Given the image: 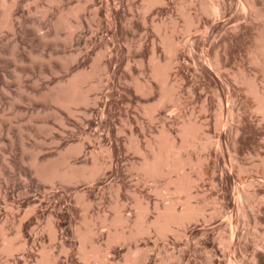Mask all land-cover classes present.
<instances>
[{
    "label": "rangeland",
    "instance_id": "374dc122",
    "mask_svg": "<svg viewBox=\"0 0 264 264\" xmlns=\"http://www.w3.org/2000/svg\"><path fill=\"white\" fill-rule=\"evenodd\" d=\"M51 1L7 0L11 26H3L0 0V264H125L129 249L135 264H264V115L243 79L264 92V66L252 61L264 45V0ZM73 8L70 22L83 26L58 27ZM165 35L177 45L172 55ZM100 52L89 103L70 113L45 97L60 80L93 71ZM153 58L174 59L166 86ZM217 58L220 70L208 68ZM169 86L171 99L152 108ZM184 120L200 128L182 154L193 161L185 167L195 180L190 201L203 216L166 235L110 240L128 229L110 225L119 214L135 220L150 206L153 218L155 203L183 208L187 193L167 175L147 179L136 148L149 152L162 131L180 143ZM88 136L69 160L101 165L94 179L39 176L35 157L55 158ZM249 189L232 237L226 213H236L235 199ZM85 226L90 239L82 241ZM84 246L102 254L87 261Z\"/></svg>",
    "mask_w": 264,
    "mask_h": 264
},
{
    "label": "bare ground",
    "instance_id": "6f19581e",
    "mask_svg": "<svg viewBox=\"0 0 264 264\" xmlns=\"http://www.w3.org/2000/svg\"><path fill=\"white\" fill-rule=\"evenodd\" d=\"M6 1L7 0H2L1 2L2 6L4 7V19L2 23H3V26H11L10 16L12 14L11 11L13 10H11L12 8L11 6L7 5L8 2L6 4ZM13 1H16V0H13ZM106 1L108 2V0ZM164 1L165 0H145L146 7L147 6L150 7L158 3L163 4ZM51 2H53V0ZM78 9L73 8L72 10L68 12H64L63 10L58 20L57 26L67 27L69 29H72L74 27L75 28L82 27L83 26L82 22L79 21V23H76V25H74L69 20L70 19L69 16L71 14L77 15V12H79ZM242 9L243 11H246V5L244 2H242ZM116 10H118V8H116ZM211 12L217 16L219 12L218 7H213ZM110 13H111L110 10H108V14ZM163 43L169 54L172 55L176 52L175 46L177 45L171 39L169 35H165L163 39ZM258 49L259 50H257V52L255 51L256 53L252 57V61L258 64H262L264 66V45L259 46ZM101 54L102 52H100L98 56L94 59L95 64H94L93 71L87 72L85 70L84 71L80 70L72 74L69 78L60 80L58 82V85L50 89V92L47 93L45 97L55 101L60 106L66 108L70 113H75L74 112L75 105L77 106L78 104L89 103L90 102L89 92L95 87L91 82H89V79L91 78L92 75L95 74V66H97L98 61L100 57L102 56ZM154 59L155 58L152 59L155 63L154 70H153L154 76L157 78H161L162 83H163L162 86L164 85L166 86V84L169 81L168 71L172 67V63L174 62V59L169 58L164 64L161 63L160 60H157V59L154 60ZM208 68L216 69L217 71H219L220 67H219L218 58L215 59L214 62H209ZM236 75L238 74L236 73ZM243 79L248 84L249 89L255 95V98L257 100L256 109L262 112L264 115V92H260L256 88L254 81L251 77L250 78L244 77ZM166 88L163 87L162 95L160 99L155 104L151 105L152 108L161 104L167 97L171 96L170 91H172L173 86H171V88L169 86V89H166ZM199 129L200 128L199 126H197V124H194L191 121L184 120L182 127H181V131H180V136H181L180 143L177 142V140L174 138H169L168 134L166 136L165 131H162L159 136H156L154 138L153 141L152 140L148 141L147 145L149 146V152H143L140 147L136 148L143 155L139 168L144 172L147 179L167 175L169 177L167 184L172 185L174 190L177 191V193L178 192L187 193V198L183 201V208L180 210L175 207V204H176L175 202L164 205L163 207H160L157 203H155V207H154L155 215L154 216L152 215L153 218L149 217V212L151 211L150 206L141 207L138 212L137 218L135 220L134 219L132 220L131 219L132 217L130 218V216L125 218L123 217V215L120 216L121 214H119V216L117 215L116 217L112 218L110 225L113 227V225L118 226L119 224H123V226L125 225L128 229H125V231L123 229L121 233L119 232L115 233L116 232L115 230L114 232L115 234L113 233V230H112L113 234L110 235L109 237L110 240L112 239L113 240L114 239L126 240L128 238H131V237H134L140 234L150 233L151 230H156L161 235H166L167 232L172 230L171 227L174 223L186 224L185 222L197 219L199 216L203 214L204 207L196 206L197 204L195 205L193 202L191 203L190 201V199L193 197L191 195L190 189L192 188V185L194 184L195 180H190V178H188L185 167L186 165L191 164L193 161L190 158L183 157V154H182L183 149L190 146L193 140L195 141V139H198ZM91 139L92 137L90 138V136H88L86 139L81 140L78 143L71 145L64 152L60 151L58 153V156L55 158L39 160L40 158L38 159L37 157H35L34 164L37 166V171L39 173V176L45 179L51 180V181H62V182L63 181H69V182L77 181L78 182L79 180H84V179H94L100 173L101 165H97L96 162H94L92 166H89L88 163L79 166L74 161L69 160L72 155H77V154H80L82 151H84V147L86 143L87 142L91 143L90 142ZM173 172L177 173L176 178H173L171 176ZM249 184L253 185V182L251 181ZM158 189L159 188H157L156 190ZM159 192H162L161 189ZM253 193L254 192L250 191L249 189V191H244L243 194L241 193L239 197L235 199L234 202L237 207V211H235L236 213H233V212L226 213L225 212L226 218L224 220L225 222L227 221V224L229 226L228 228H229V231L232 237H234V235L236 234L238 230L237 228H238L239 212L243 210L245 201H248L252 197ZM219 213H220V210H217L216 214H219ZM106 219H104V223ZM86 227L87 226H85V228ZM89 230L90 228L89 229L86 228L85 230H82V231L78 230V232L80 231L79 233H80V237L82 241L88 240L90 236ZM51 231H52V235H55V229L53 227H51ZM95 247H93L94 249H91V250H86V249L84 250L85 246L83 247L84 259L88 261V259H91V257L92 258L98 257L99 253L97 250H95ZM10 249H13V248L10 247ZM132 252L134 251L132 249H129L128 256L126 257V261L124 262L125 264H135L136 260L135 262L134 260L133 261L131 260V257H132L131 255L133 254Z\"/></svg>",
    "mask_w": 264,
    "mask_h": 264
}]
</instances>
